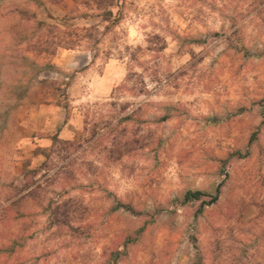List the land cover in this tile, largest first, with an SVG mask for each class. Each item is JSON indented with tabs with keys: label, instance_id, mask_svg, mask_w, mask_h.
<instances>
[{
	"label": "rangeland",
	"instance_id": "obj_1",
	"mask_svg": "<svg viewBox=\"0 0 264 264\" xmlns=\"http://www.w3.org/2000/svg\"><path fill=\"white\" fill-rule=\"evenodd\" d=\"M0 264H264V0H0Z\"/></svg>",
	"mask_w": 264,
	"mask_h": 264
},
{
	"label": "trees",
	"instance_id": "obj_2",
	"mask_svg": "<svg viewBox=\"0 0 264 264\" xmlns=\"http://www.w3.org/2000/svg\"><path fill=\"white\" fill-rule=\"evenodd\" d=\"M218 189H216L217 191ZM208 193H205L204 191L195 190V191H186L184 193V200L185 201H201L203 200V197L207 196ZM216 194L211 198V200H214L216 198Z\"/></svg>",
	"mask_w": 264,
	"mask_h": 264
}]
</instances>
